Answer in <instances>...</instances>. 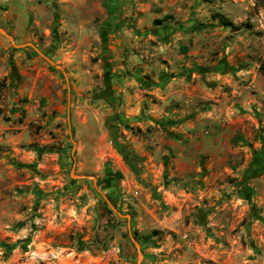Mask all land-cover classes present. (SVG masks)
I'll list each match as a JSON object with an SVG mask.
<instances>
[{"label":"rangeland","instance_id":"1","mask_svg":"<svg viewBox=\"0 0 264 264\" xmlns=\"http://www.w3.org/2000/svg\"><path fill=\"white\" fill-rule=\"evenodd\" d=\"M0 28L69 83L0 34V264H264V0H0Z\"/></svg>","mask_w":264,"mask_h":264},{"label":"water","instance_id":"2","mask_svg":"<svg viewBox=\"0 0 264 264\" xmlns=\"http://www.w3.org/2000/svg\"><path fill=\"white\" fill-rule=\"evenodd\" d=\"M0 34L3 35L4 37H6L10 43L12 44L13 47L15 48H24L26 46H30L38 55H40L45 61H47L50 65H52L53 67L59 69L64 78H65V81H66V84H67V89L69 91V83H68V79H67V76L65 74V72L63 71V69H61L58 65H56L52 60H50L48 57H46L41 51H39L35 46H33L32 44H21V45H16L14 43V40L13 38L8 35L3 29L0 28ZM68 121H69V118H68ZM72 153H73V150H72ZM92 180V183H93V187L94 189L96 190L97 193H99L101 195V197L104 199L105 203L107 204V206L110 208V210L112 212H114L115 214H117L119 217H122V218H125L128 223H127V229L128 231L130 230V225H129V215H121L112 205L111 203L107 200V198L105 197V195L100 191V189L97 187L96 185V180L94 178H91ZM131 241L133 242L134 246L137 248L138 247V244L137 242L131 237L130 238Z\"/></svg>","mask_w":264,"mask_h":264},{"label":"trees","instance_id":"3","mask_svg":"<svg viewBox=\"0 0 264 264\" xmlns=\"http://www.w3.org/2000/svg\"><path fill=\"white\" fill-rule=\"evenodd\" d=\"M221 22H222V24L225 25V26H227V25L230 24L228 21H225V20H223V19L221 20Z\"/></svg>","mask_w":264,"mask_h":264}]
</instances>
